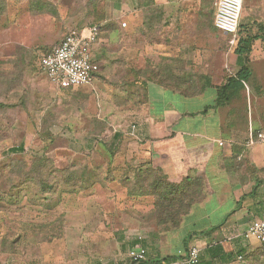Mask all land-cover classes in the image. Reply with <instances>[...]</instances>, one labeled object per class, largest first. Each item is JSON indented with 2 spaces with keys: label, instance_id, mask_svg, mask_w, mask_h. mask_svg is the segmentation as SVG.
I'll return each mask as SVG.
<instances>
[{
  "label": "rangeland",
  "instance_id": "rangeland-1",
  "mask_svg": "<svg viewBox=\"0 0 264 264\" xmlns=\"http://www.w3.org/2000/svg\"><path fill=\"white\" fill-rule=\"evenodd\" d=\"M112 2L0 0V264H91L107 255L122 218L143 224V193L161 174L123 162L109 124L117 112L127 121L131 103L148 102L137 79L192 91L201 79L187 69L179 79L143 74L158 68L143 64L137 21L112 40L102 29L94 48L101 72L90 86L62 91L39 69L68 33L107 21ZM79 118L88 121L84 139ZM20 146L25 153H10ZM254 264H264V252Z\"/></svg>",
  "mask_w": 264,
  "mask_h": 264
},
{
  "label": "crops",
  "instance_id": "crops-1",
  "mask_svg": "<svg viewBox=\"0 0 264 264\" xmlns=\"http://www.w3.org/2000/svg\"><path fill=\"white\" fill-rule=\"evenodd\" d=\"M151 1L143 0L142 11L138 0H113L100 27L112 40L124 28L135 31L143 16V64L158 68L152 73L148 65L143 74L179 79L187 69L201 80L193 91L143 81L148 102L131 103L125 122L117 112L108 123L110 137L115 146L123 144L122 160L138 164L137 172L155 170L175 184L200 180L202 193L177 228L167 223L170 213L156 208L155 196L143 193V224L122 218L107 255L91 264H135L128 251L137 246L157 261L196 246L201 264H254L264 249L242 235L264 219V144L256 143L264 132V0H246L231 38L215 27L218 0ZM242 72L249 74L244 85L225 89ZM75 126L80 138L89 134L87 120Z\"/></svg>",
  "mask_w": 264,
  "mask_h": 264
},
{
  "label": "built area",
  "instance_id": "built-area-1",
  "mask_svg": "<svg viewBox=\"0 0 264 264\" xmlns=\"http://www.w3.org/2000/svg\"><path fill=\"white\" fill-rule=\"evenodd\" d=\"M244 0H218L215 27L221 33L234 36L238 33ZM126 27V23L122 24ZM99 27L90 25L82 30L68 33L64 39L42 56L40 68L49 83L62 89L90 86L100 72L93 48L99 41ZM135 128V127H133ZM256 143L264 144V132H258ZM254 141L249 143L253 145ZM223 146V142H219ZM242 237L255 240L264 249V219L254 220ZM129 259L135 264H201V251L191 246L186 253L168 260H151L145 248L137 246L128 251ZM239 261H244L239 257Z\"/></svg>",
  "mask_w": 264,
  "mask_h": 264
},
{
  "label": "trees",
  "instance_id": "trees-1",
  "mask_svg": "<svg viewBox=\"0 0 264 264\" xmlns=\"http://www.w3.org/2000/svg\"><path fill=\"white\" fill-rule=\"evenodd\" d=\"M138 1H139L140 9L143 11V0H138ZM147 1H148V3H145V5H153V2L151 0H147ZM45 6L42 8H45ZM98 10H99V8H98ZM111 24L112 23H110L109 25H105L106 28L110 27ZM93 25H96L97 27H99L100 33H101L102 29H104V27H102V28L100 27L101 23L100 24H93ZM141 25H143V16H142V24ZM87 26H90V25L81 26L77 30H82ZM99 38H100V35H99ZM95 46H94V48H95ZM94 48H93V55H94ZM94 59H95L96 63H98L96 60V56H94ZM39 67H40V61H39ZM39 69L41 70V68H39ZM100 72H101V68H100ZM100 72L96 75V79H97L98 75L100 74ZM248 78H249L248 72H242L239 75H237L236 77L230 78L228 83L225 86V89H229L232 87H240V86L244 85V83L248 80ZM136 83L139 86L137 88L138 89L140 88L141 90H143V82H141L140 79H137ZM58 89H60L62 91H67V90H74L77 88H69V89L58 88ZM225 89L223 88L224 91H226ZM143 94L146 95V93H143ZM221 94H222L221 92L218 93V96H219L218 100H220ZM28 100H30V99L28 98ZM96 134H98V133H96ZM116 147L117 146H115V148ZM10 153L11 154H22V153H25V149L23 146L14 147V148L10 149ZM58 171L60 173H65V172L69 173V170L66 167L64 169L58 170ZM152 171H155V170H152ZM35 173L38 174V172H35ZM71 173H74V172H71ZM72 175L75 177L77 176L76 173H74ZM153 186L154 187H152L153 188L152 195L155 196L156 204L157 203L160 204V205L157 204L156 207L160 208V209L164 207L165 211H167L168 213H170V215L173 216V217H171V219H169V217L166 218L167 223L172 225V228H177L178 226H180L183 216H185L188 213V211L197 202L200 194L202 193V182L200 180L185 179L184 184L176 185L175 183L169 182L164 175H161L158 178H156ZM176 257H178V256H175L172 258H176ZM169 259H171V258H169ZM166 260H168V259H166Z\"/></svg>",
  "mask_w": 264,
  "mask_h": 264
}]
</instances>
